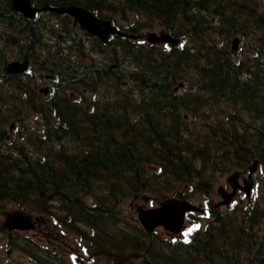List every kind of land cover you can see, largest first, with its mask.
Listing matches in <instances>:
<instances>
[{
	"label": "trees",
	"instance_id": "trees-1",
	"mask_svg": "<svg viewBox=\"0 0 264 264\" xmlns=\"http://www.w3.org/2000/svg\"><path fill=\"white\" fill-rule=\"evenodd\" d=\"M31 1L80 4L128 33L165 28L175 37L189 35L199 50L125 35L104 43L66 14L27 18L0 0L1 80L16 84L14 92L25 89L4 68L13 47L53 77L52 117L40 109L42 130L14 151L0 148V214L11 206L42 215L74 236L80 251L44 245L0 218L2 249L35 264H264V196L222 210L207 199L206 221L187 213L196 225L174 238L143 228L121 208L163 182L165 199L206 196L215 174L246 168L253 159L262 175L257 182L264 178V0ZM234 34L248 44L240 58L229 49ZM185 80L194 81L185 83L189 90H172Z\"/></svg>",
	"mask_w": 264,
	"mask_h": 264
},
{
	"label": "rangeland",
	"instance_id": "rangeland-1",
	"mask_svg": "<svg viewBox=\"0 0 264 264\" xmlns=\"http://www.w3.org/2000/svg\"><path fill=\"white\" fill-rule=\"evenodd\" d=\"M44 16H46V19H48V20H54V16H52V15L46 14ZM122 20H123L122 23L124 25H127V23L132 21V15H130L129 20H126L123 18H122ZM155 29H159V28H154V27L152 29L140 28L138 32L152 31ZM235 35H237V34L232 35L230 38L229 48H230L231 53L234 54V57L240 58L239 57L240 55H236V54L241 53L242 51L244 53H246L249 50V48H248V44L246 43V38H244V37L242 38V36H240L241 38H239L237 48L232 49L231 42H232V38ZM218 38H222V36H220L219 34H216V39H218ZM217 41H220V39ZM92 56H94V58L97 60H100L102 58V55H100V54H98V55L92 54ZM10 59H12V57H10ZM34 72H35L36 77H32L29 84L34 89V91L36 93L40 92L42 94L43 93L42 90L44 88H47L49 86V83H48L47 79H45V75L42 72H40L38 70H35ZM1 84L2 83L0 82V95L9 96L8 97V99H9L8 108H11L12 102H14L16 100L17 102L15 104L21 110V111L19 110L21 120L22 121H31L32 119H34L33 118L34 109L27 108V107L21 108V105H22L21 101L26 100L27 94L21 93V94L15 95V97H13V95L9 94L10 90L8 88L2 87ZM105 88H106V92L109 91V89H111L108 86H106ZM82 93L84 95H87V96L92 95V92H88L86 90H82ZM4 104L5 103L0 101V105H4ZM21 112L26 116L21 115ZM236 113H240V112H236ZM5 114H6L5 110H0V119L1 120H5L4 119ZM192 117H194L197 121H200V119L202 118V117H197V116H192ZM249 117H250V115L247 113L246 119H249ZM249 121H251V120L249 119ZM8 122L13 123L14 125H12V127H10V124L5 122V127L7 129L10 128L11 130H5V132L2 133V136H4V137L2 139H0V148H2L4 150H8V151H14V149L12 148L13 145L17 144V142H19V141L27 139L29 136H33L34 133H33V130H24V127L21 124V121L17 122L16 116L10 117ZM14 126H15V130H12ZM30 138H32V137H30ZM233 174H236L237 179L240 183H243V181L245 179H247V173L244 170L237 169V168H233L229 172L217 173V174H215V176L213 177V179L210 183V190H209L208 194L205 196L203 193H197L194 197L190 198V201L194 204H200L201 202L205 201L204 199H208L212 202H217V201L221 200L223 196L221 194L220 189L223 186H225L226 184H229L228 190L226 187L224 189H226L227 191L232 190V183L230 184L229 178ZM259 176H262V175L261 174L257 175V177H259ZM158 183L161 184L159 180H158ZM263 187H264V178H260L259 183L254 186V189L252 190L250 196H245L243 194L244 193L243 191H239L237 193L236 197H234L231 202L222 206V207H224L223 209L233 208L235 206L236 202L240 203L244 206L252 199H255V200L262 199L264 196V194L262 193V191L264 190ZM168 195H170V192L168 190V185L165 184V182H163L160 185V187H158L157 190H153V193L148 191L144 196L138 195L137 197L136 196L130 197V198L126 199L124 202H122V204H121L122 214L126 215L127 218H132V219L137 220V208H139V207H143V208L156 207V206L160 205V203L162 201H164L165 197H168ZM12 212H15L14 208H12L11 206H5L4 209L2 210L1 214H0L1 221L2 222L6 221L8 219V217L12 214ZM16 212L25 213L29 218L34 220V223H35L34 227L20 229L21 233L27 234L33 238H36L39 242H42V244L47 245L49 247H54V248H57L59 250H69L72 253H73V251L74 252L80 251V247H79L78 243L75 241L74 236H71L67 230H65V229L60 230V232H59L56 227H54L53 225L50 226L49 223H47V220H45L42 215H40L42 217V220H40L39 216L31 215L26 210H23V211L17 210ZM203 220H205V219H201V221L199 220V223L200 224L203 223ZM186 224L193 226L196 224V222H194L192 220L191 221L187 220ZM259 229H261V232L264 233V230H263L264 229V219H263V221L260 222ZM158 231L160 233H164L161 228H159ZM179 232H177V233H179ZM0 242H1V240H0ZM0 247L2 249L1 243H0ZM1 249H0V264H35L33 260H31L30 258L26 257L25 255H23L22 253H20L16 250H10L9 252H7L4 248L2 249L3 251Z\"/></svg>",
	"mask_w": 264,
	"mask_h": 264
},
{
	"label": "water",
	"instance_id": "water-1",
	"mask_svg": "<svg viewBox=\"0 0 264 264\" xmlns=\"http://www.w3.org/2000/svg\"><path fill=\"white\" fill-rule=\"evenodd\" d=\"M12 7L20 12L24 17L33 18L35 13L50 9L56 13H68L74 18L81 28H84L89 33L95 34L100 37L103 41L112 34H126L130 35L132 38H145L149 42H176L174 37H171L167 33L157 34L156 32L149 33H138V34H127L120 29H118L109 19H102L94 15L92 11L80 6V5H62V6H46L38 7L32 5L30 0H11ZM238 42L237 38L233 39V46L236 47ZM27 62H10L6 69L9 72H19L25 69ZM256 167V161L250 166V173ZM234 182V179H232ZM238 183L235 182L233 190L227 192L223 195V202H227L235 193ZM251 185V180L246 181V186L243 187L248 191ZM198 209L195 205L179 199H169L161 206L149 208V209H139L138 218L143 226L147 229H153L156 225L162 224L165 228L174 229L179 227L183 221V214L185 211ZM7 226H15L20 228L32 227L33 223L28 220V218L20 213L12 214L5 221Z\"/></svg>",
	"mask_w": 264,
	"mask_h": 264
},
{
	"label": "flooded vegetation",
	"instance_id": "flooded-vegetation-1",
	"mask_svg": "<svg viewBox=\"0 0 264 264\" xmlns=\"http://www.w3.org/2000/svg\"><path fill=\"white\" fill-rule=\"evenodd\" d=\"M182 40L188 45L189 52L196 53V51L199 50V49H197L198 45L196 44V42L194 40L191 39V37L189 35L183 36ZM31 75H35V74L32 73V71L30 69H27V70L23 71L22 73H20L19 75H17V77L20 78L21 81L28 82L30 80ZM46 97L47 96L45 94L39 93L36 95L29 96L28 100H31V102H36V101H38V100L40 101ZM12 125L13 124L10 123V127H12ZM0 130H5V128H1Z\"/></svg>",
	"mask_w": 264,
	"mask_h": 264
}]
</instances>
